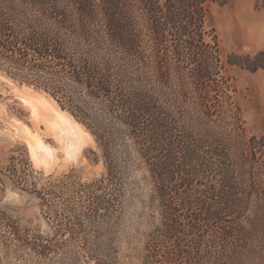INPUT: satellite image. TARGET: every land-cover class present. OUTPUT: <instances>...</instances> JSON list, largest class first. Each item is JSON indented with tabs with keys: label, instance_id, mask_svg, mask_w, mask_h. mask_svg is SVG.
I'll use <instances>...</instances> for the list:
<instances>
[{
	"label": "trees",
	"instance_id": "1",
	"mask_svg": "<svg viewBox=\"0 0 264 264\" xmlns=\"http://www.w3.org/2000/svg\"><path fill=\"white\" fill-rule=\"evenodd\" d=\"M229 1L0 0V73L81 122L104 167L35 184L55 238L28 246H111L130 174L146 170L161 223L144 264H244L264 252V136L238 135L235 63L209 23Z\"/></svg>",
	"mask_w": 264,
	"mask_h": 264
},
{
	"label": "rangeland",
	"instance_id": "2",
	"mask_svg": "<svg viewBox=\"0 0 264 264\" xmlns=\"http://www.w3.org/2000/svg\"><path fill=\"white\" fill-rule=\"evenodd\" d=\"M209 23L220 40L224 62L227 64L230 58L235 63L228 67L227 74L241 109L238 135L264 136V0L215 4ZM24 87L42 92L0 73V264H144L151 234L161 223L151 204L152 184L146 170L130 174L111 246L100 249L91 244L60 243L54 247L50 242L48 250H36L26 244L28 237L30 242L36 237L55 238L54 227L45 214L47 209L32 192L35 184L40 188L48 177H59L72 170L92 179L100 177L104 167L94 160L92 152L98 151V147L93 136L87 138L76 159L68 160L49 121L38 117L40 114L35 117L31 106L23 101L25 98L29 103H39L41 96ZM30 133L40 136L54 151L50 170L34 163L27 142ZM255 260L244 264H264V252Z\"/></svg>",
	"mask_w": 264,
	"mask_h": 264
},
{
	"label": "bare ground",
	"instance_id": "3",
	"mask_svg": "<svg viewBox=\"0 0 264 264\" xmlns=\"http://www.w3.org/2000/svg\"><path fill=\"white\" fill-rule=\"evenodd\" d=\"M24 88L41 96V98H38L39 103H29L25 98H23V101L31 106L35 117L40 114L38 117L49 121L51 130L57 140L63 144L62 146L66 158L68 160L76 159L83 144L86 142L87 138L92 137V135L71 114L62 110L56 101L47 97L45 93L35 91L29 87ZM30 131L31 130H29V132ZM30 134L27 142L34 163L37 166L50 170L51 166L54 164H52L55 158L54 151L44 143L40 136L35 133Z\"/></svg>",
	"mask_w": 264,
	"mask_h": 264
}]
</instances>
